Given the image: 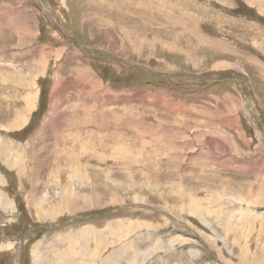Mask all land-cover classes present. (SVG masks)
<instances>
[{
	"label": "rangeland",
	"instance_id": "1",
	"mask_svg": "<svg viewBox=\"0 0 264 264\" xmlns=\"http://www.w3.org/2000/svg\"><path fill=\"white\" fill-rule=\"evenodd\" d=\"M0 264H264V0H0Z\"/></svg>",
	"mask_w": 264,
	"mask_h": 264
},
{
	"label": "bare ground",
	"instance_id": "2",
	"mask_svg": "<svg viewBox=\"0 0 264 264\" xmlns=\"http://www.w3.org/2000/svg\"><path fill=\"white\" fill-rule=\"evenodd\" d=\"M165 3V2H164ZM104 20V19H103ZM185 177V176H184ZM48 191V190H47ZM58 194V193H57ZM59 202V201H58ZM242 234V233H241ZM244 257V256H243ZM246 257V256H245ZM242 258V257H241Z\"/></svg>",
	"mask_w": 264,
	"mask_h": 264
}]
</instances>
